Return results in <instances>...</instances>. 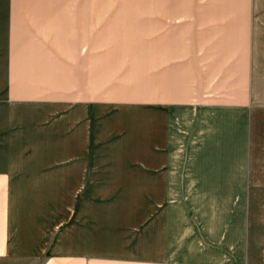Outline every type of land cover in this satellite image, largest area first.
<instances>
[{"label":"crops","instance_id":"1","mask_svg":"<svg viewBox=\"0 0 264 264\" xmlns=\"http://www.w3.org/2000/svg\"><path fill=\"white\" fill-rule=\"evenodd\" d=\"M103 3L0 0V264H264V0H146V126L114 143L144 159H74L72 118L60 133L56 111L90 99H27L18 35L60 30L64 45L54 36L40 56L87 69ZM54 60L27 73L54 80ZM137 169L143 193L113 186L141 180Z\"/></svg>","mask_w":264,"mask_h":264},{"label":"rangeland","instance_id":"2","mask_svg":"<svg viewBox=\"0 0 264 264\" xmlns=\"http://www.w3.org/2000/svg\"><path fill=\"white\" fill-rule=\"evenodd\" d=\"M73 2H100L103 1L105 15L102 21L90 22L88 25L89 41L88 49L92 50L89 53L88 63L86 69L80 64H76L75 60H68L62 55L57 56H40L36 48H45L51 46V41L57 37V44L64 45L65 33L60 30L55 32H48L49 25H23L26 32H19V38L24 37V47L27 54L24 56L26 63L25 78L31 79L26 81L24 88L26 98L39 99L44 96L46 99L50 98H75L82 99L87 96L89 102L73 103L72 108L67 105V108L56 111L58 117L62 119L57 120V131L64 133L68 127L66 118H72V142L74 159L88 158L94 160L104 159H135L143 160V152L140 150L127 151L126 145L114 144L123 136H133L143 131L146 126V115L148 110L145 109L143 93V58L145 48V1L146 0H71ZM155 1V0H153ZM91 5V4H89ZM72 39L76 42L74 34H76L75 27L84 24L73 25ZM80 31V30H79ZM264 49V48H263ZM259 48V51L263 50ZM38 54V55H37ZM55 59V60H54ZM264 59V57H263ZM50 61H55L56 71L59 76L54 80L41 79L34 82L31 76L34 75L33 68L27 73V69L43 65L47 68L50 66ZM102 60L104 62V69L97 68L93 62ZM32 63L33 66H32ZM45 65V66H44ZM67 65H73L78 72L74 70L72 82L68 83L71 78L68 77L71 68ZM47 70V69H45ZM73 72V70L71 71ZM88 75L86 85H80L82 77ZM137 80V81H136ZM57 81V82H55ZM59 81V82H58ZM136 81V85H134ZM68 84L64 86L63 83ZM41 83V84H39ZM60 84V86L58 85ZM41 95H40V94ZM39 94V95H38ZM107 99H114L117 101L130 100V104H114L106 105L102 101L97 104V99L101 97ZM129 96V98H124ZM82 97V98H81ZM90 105V106H89ZM89 107V108H88ZM30 115L33 113L29 110ZM155 113V112H154ZM94 117L100 120L96 122ZM156 118H154L155 120ZM94 134V135H93ZM68 135V128H67ZM64 138V137H62ZM135 141L138 143L139 136H136ZM67 139L68 136H67ZM87 140V152L80 151L81 142ZM105 140L104 144H98V141ZM99 145V146H98ZM98 146V147H97ZM86 155V156H85ZM27 159L33 158V153H26ZM132 176L141 177V180H135L130 183H115V188L119 187L125 191H137L143 193L144 173L143 169H137ZM109 184H106V190ZM137 211L140 214L137 217V225L143 222V206L144 199H138ZM139 207V208H138ZM143 247L136 250L137 256L143 257ZM8 264H30V263H13Z\"/></svg>","mask_w":264,"mask_h":264}]
</instances>
